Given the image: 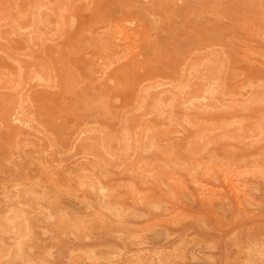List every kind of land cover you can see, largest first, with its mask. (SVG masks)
Returning a JSON list of instances; mask_svg holds the SVG:
<instances>
[{"label":"rangeland","instance_id":"rangeland-1","mask_svg":"<svg viewBox=\"0 0 264 264\" xmlns=\"http://www.w3.org/2000/svg\"><path fill=\"white\" fill-rule=\"evenodd\" d=\"M261 84L264 0H0V264H264Z\"/></svg>","mask_w":264,"mask_h":264},{"label":"bare ground","instance_id":"bare-ground-1","mask_svg":"<svg viewBox=\"0 0 264 264\" xmlns=\"http://www.w3.org/2000/svg\"><path fill=\"white\" fill-rule=\"evenodd\" d=\"M61 1V0H60ZM76 1V0H75ZM46 10H48V9H46ZM39 23V22H38ZM67 25H68V23H67ZM119 24H117V26H118ZM155 25V24H154ZM132 26V25H131ZM50 27V26H49ZM37 28V27H36ZM112 29V28H111ZM120 30V29H119ZM120 33L122 34V32L120 31ZM123 35V34H122ZM127 35V34H126ZM256 35V34H255ZM111 36V35H110ZM145 36V35H144ZM114 37H116V36H114ZM116 38H118V37H116ZM126 39V38H125ZM111 41V40H110ZM117 45V44H116ZM112 48V47H111ZM114 48V47H113ZM117 48V47H116ZM118 50V49H117ZM111 85V84H110ZM248 85V84H247ZM262 86H264V84H261ZM211 87V86H210ZM254 87V86H253ZM112 102V101H111ZM88 110V109H87ZM102 110V109H101ZM97 113V112H96ZM101 114H103V113H101ZM129 132V131H128ZM133 134V133H132ZM131 134V135H132ZM134 135V134H133ZM199 137V136H198ZM202 137V136H201ZM200 142V141H199ZM263 155V154H262ZM11 157V156H10ZM256 165H258V164H256ZM259 166V165H258ZM256 167V166H255ZM260 167V166H259ZM258 167V168H259ZM260 169V168H259ZM56 181V180H55ZM95 182V181H94ZM60 183V182H59ZM79 183V182H78ZM99 183V182H98ZM231 183V182H230ZM16 185V184H15ZM92 186V185H91ZM77 187H79V186H77ZM100 187H101V185H100ZM75 188V187H74ZM79 190V189H78ZM105 191V190H104ZM106 192V191H105ZM58 193V192H57ZM104 193V192H103ZM102 193V194H103ZM101 194V193H100ZM111 194V193H110ZM55 196H56V194H55ZM106 196V195H105ZM11 199V198H10ZM14 199V198H13ZM47 200V199H46ZM8 201V200H7ZM6 203V202H5ZM8 203H10L9 201H8ZM17 204H18V202H17ZM7 208V207H6ZM11 208H14V207H11ZM8 210V209H7ZM117 212V211H116ZM45 214V213H44ZM46 215H47V213H46ZM114 215V214H113ZM14 216V215H13ZM21 216V215H20ZM116 216V215H115ZM47 217V216H46ZM48 218V217H47ZM44 219H46V218H44ZM23 220V219H22ZM48 220H49V218H48ZM20 221V220H19ZM46 221V220H45ZM21 222V221H20ZM25 225V224H24ZM25 231H27V230H25ZM27 237V236H26ZM86 257V256H85ZM87 258V257H86ZM78 260V259H77ZM85 260V259H84ZM93 260H95V259H93ZM96 261V260H95ZM100 260H98V262H99ZM76 262H78V264H79V261H76ZM86 262V261H85ZM95 264V263H94Z\"/></svg>","mask_w":264,"mask_h":264}]
</instances>
